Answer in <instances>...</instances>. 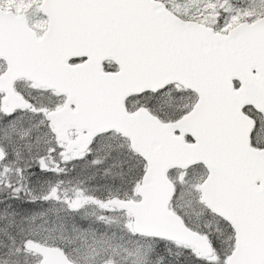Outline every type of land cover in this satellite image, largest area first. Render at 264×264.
Wrapping results in <instances>:
<instances>
[{"label":"snow or ice","instance_id":"1","mask_svg":"<svg viewBox=\"0 0 264 264\" xmlns=\"http://www.w3.org/2000/svg\"><path fill=\"white\" fill-rule=\"evenodd\" d=\"M0 264H264V0H0Z\"/></svg>","mask_w":264,"mask_h":264}]
</instances>
